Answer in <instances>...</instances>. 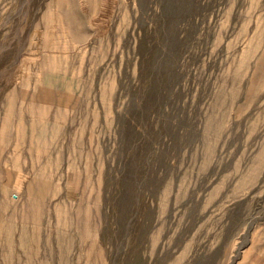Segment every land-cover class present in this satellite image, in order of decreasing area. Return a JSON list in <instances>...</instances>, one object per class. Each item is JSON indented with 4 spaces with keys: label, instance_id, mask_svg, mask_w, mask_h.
I'll return each instance as SVG.
<instances>
[{
    "label": "rangeland",
    "instance_id": "obj_1",
    "mask_svg": "<svg viewBox=\"0 0 264 264\" xmlns=\"http://www.w3.org/2000/svg\"><path fill=\"white\" fill-rule=\"evenodd\" d=\"M263 261L264 0H0V264Z\"/></svg>",
    "mask_w": 264,
    "mask_h": 264
},
{
    "label": "bare ground",
    "instance_id": "obj_2",
    "mask_svg": "<svg viewBox=\"0 0 264 264\" xmlns=\"http://www.w3.org/2000/svg\"><path fill=\"white\" fill-rule=\"evenodd\" d=\"M41 178V177H40ZM147 219H148V217H146V216H137L135 219H134V222L132 223V226H131V229L129 230V236L131 237H137L138 235H140L141 233H142V224H143V221L144 222H146L147 221ZM140 222L142 223V224H140ZM112 232H114L113 230H112ZM143 232H145V231H143ZM142 235V234H141ZM126 238V237H125ZM133 238V239H134ZM129 239V238H128ZM127 239V240H128ZM132 240V239H131ZM127 242V241H126ZM34 243V242H33ZM118 249V248H117ZM125 250V249H124ZM128 251V250H127ZM124 252V251H123ZM137 252H138V250H137ZM125 253V252H124ZM124 253H122V250L119 252V254L121 255V257L122 258H124L125 257V254ZM129 254V253H128ZM131 254V253H130ZM124 256V257H123ZM127 256V255H126ZM130 256V255H129ZM139 256V255H138ZM133 257V256H132ZM131 258V257H130ZM129 259V258H128ZM30 260H31V258H30ZM124 260V259H123ZM122 260V261H123ZM129 263H130V261H129ZM29 264V263H28ZM124 264V263H123Z\"/></svg>",
    "mask_w": 264,
    "mask_h": 264
},
{
    "label": "crops",
    "instance_id": "obj_3",
    "mask_svg": "<svg viewBox=\"0 0 264 264\" xmlns=\"http://www.w3.org/2000/svg\"><path fill=\"white\" fill-rule=\"evenodd\" d=\"M262 264H264V261L262 262Z\"/></svg>",
    "mask_w": 264,
    "mask_h": 264
}]
</instances>
